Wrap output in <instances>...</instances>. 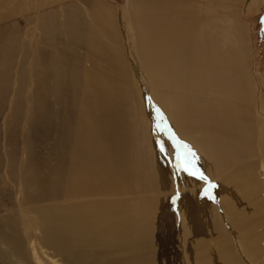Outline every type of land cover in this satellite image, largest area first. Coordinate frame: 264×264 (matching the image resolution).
Masks as SVG:
<instances>
[{
  "label": "bare ground",
  "instance_id": "1",
  "mask_svg": "<svg viewBox=\"0 0 264 264\" xmlns=\"http://www.w3.org/2000/svg\"><path fill=\"white\" fill-rule=\"evenodd\" d=\"M245 1L258 0H129L124 15L109 0H80L90 8L86 19L75 1L68 5L65 34L90 59H109L122 76H112L117 84L93 76L101 68L89 57L88 66L50 62L52 77L64 73L75 101L62 143L67 165L49 181V191L85 201L34 206L24 214L26 234L39 233L31 245L35 257L47 249L50 264L55 258L61 264H169L165 256L175 242L182 264H264V78L256 80L237 12ZM53 20L40 23L48 36ZM150 100L180 160L156 131L149 140L154 148L146 138L140 146L133 142L137 125L128 118L139 101L148 120ZM26 184L36 188L31 179ZM170 189L174 234L159 197L165 201L162 192ZM155 190L159 196L150 194ZM109 194L124 197L87 199ZM0 245L18 263L20 241L10 227L0 226Z\"/></svg>",
  "mask_w": 264,
  "mask_h": 264
},
{
  "label": "rangeland",
  "instance_id": "2",
  "mask_svg": "<svg viewBox=\"0 0 264 264\" xmlns=\"http://www.w3.org/2000/svg\"><path fill=\"white\" fill-rule=\"evenodd\" d=\"M74 1L81 6L82 13L85 9L90 11L89 6L84 5L80 0H0V226L10 227L20 241L18 263H15L6 248L0 245V250L7 254L6 257L0 255L1 264H37L38 261H41V264H50L53 255L47 249L42 250L41 258L34 256L31 245L38 242L39 233L35 231L30 236L26 234L29 222L24 218V214H29L34 206L43 207L85 201L83 200L85 197L81 195L68 198L66 201L49 191V181L54 178L56 171H61V168L67 165L68 150L63 149L62 143L67 139L70 127L68 126L66 130L67 124H71L74 120L71 110H73L72 103L75 101V96L70 92L68 82L64 79V73L63 78L58 80L55 76L52 77L53 66L50 62L54 61L61 65L72 62L77 66L90 64L94 69L97 65L101 68L100 71L97 70L100 75L96 70H91L93 76H105L112 84L115 83L114 81H119L112 76H122L121 73L113 70L109 59L100 60L96 57V60L90 59L82 44L79 41L76 42L77 44L73 43L72 38L65 34L63 18L65 9L67 10L68 5ZM109 1V3H116L125 15L129 0ZM237 12L240 13V20L244 23L247 37H249L247 41L250 43L252 56L250 64L256 69V80L261 82L264 78V0L242 2V7L238 8ZM85 15L86 13L83 14L84 18ZM49 19H54V23L50 26V30L53 28L51 36L44 34L40 27V23L47 24ZM86 22L90 23V21ZM101 41L105 43L104 39ZM87 57H89V64ZM44 63L48 66L45 70ZM57 81L60 82L61 87L56 84ZM52 84L53 88H51ZM58 87L59 90H57ZM53 89L57 92L54 95L51 92L54 91ZM146 95L148 96V93ZM135 104L133 117L131 115L128 118L129 122H135L137 125L132 136L135 146L137 144L140 146V139L146 138L149 146L153 147L154 141H149L153 131H156L158 137L168 145L169 143L173 145L174 141L167 137V132H164L167 127L162 122L163 118L155 113L151 100L147 103L149 105L148 120H145L142 115V112L145 114V110L142 109L139 101ZM141 120H144L143 123ZM150 121L153 122V128ZM172 147L180 160V148L177 144ZM28 179L36 184V188L27 186ZM136 188L137 185L132 184L130 190L135 192ZM162 193L166 198L163 202L160 190L150 192L151 195H160L161 205L170 216L167 218L168 225L172 227L174 234L177 230L175 212L173 213L174 209L170 200L174 191L170 189ZM113 195L116 194L103 195L101 198L91 196L87 199L94 202L95 200L106 202L105 200L124 197L119 194ZM128 196L135 197L134 194ZM217 196L220 199L225 195ZM172 248L165 259L169 264H182L179 245L174 242ZM38 253L41 252L38 251ZM54 261L61 264L60 258H55Z\"/></svg>",
  "mask_w": 264,
  "mask_h": 264
},
{
  "label": "snow or ice",
  "instance_id": "3",
  "mask_svg": "<svg viewBox=\"0 0 264 264\" xmlns=\"http://www.w3.org/2000/svg\"><path fill=\"white\" fill-rule=\"evenodd\" d=\"M190 174H194V173H190Z\"/></svg>",
  "mask_w": 264,
  "mask_h": 264
}]
</instances>
